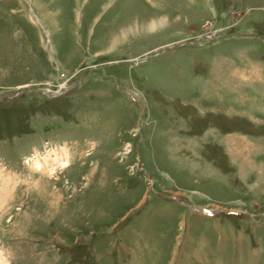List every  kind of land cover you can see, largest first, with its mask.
I'll use <instances>...</instances> for the list:
<instances>
[{
    "label": "rangeland",
    "instance_id": "obj_1",
    "mask_svg": "<svg viewBox=\"0 0 264 264\" xmlns=\"http://www.w3.org/2000/svg\"><path fill=\"white\" fill-rule=\"evenodd\" d=\"M19 88L2 264H264V0H0Z\"/></svg>",
    "mask_w": 264,
    "mask_h": 264
},
{
    "label": "water",
    "instance_id": "obj_2",
    "mask_svg": "<svg viewBox=\"0 0 264 264\" xmlns=\"http://www.w3.org/2000/svg\"><path fill=\"white\" fill-rule=\"evenodd\" d=\"M23 88H24V87H23ZM23 88H19V89L16 90V91H9V92L0 93V98H11V97H14V96H16V95L21 91V89H23ZM36 91L41 92V90H39V89H36ZM55 95H57V94H53V96H55Z\"/></svg>",
    "mask_w": 264,
    "mask_h": 264
},
{
    "label": "bare ground",
    "instance_id": "obj_3",
    "mask_svg": "<svg viewBox=\"0 0 264 264\" xmlns=\"http://www.w3.org/2000/svg\"><path fill=\"white\" fill-rule=\"evenodd\" d=\"M4 261L2 259V256L0 255V264H2Z\"/></svg>",
    "mask_w": 264,
    "mask_h": 264
}]
</instances>
